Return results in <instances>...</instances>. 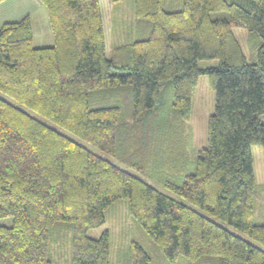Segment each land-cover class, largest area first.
<instances>
[{
    "label": "trees",
    "instance_id": "1",
    "mask_svg": "<svg viewBox=\"0 0 264 264\" xmlns=\"http://www.w3.org/2000/svg\"><path fill=\"white\" fill-rule=\"evenodd\" d=\"M39 1L51 46L32 45L27 16L0 26V92L15 102L0 96V218H12L0 225V264H54L50 243L68 232L70 264H109L108 231L97 238L87 231L119 198L170 263L182 256L191 264H264V249L189 205L264 246V223L252 222L250 152L264 148V0H183L177 10L133 0L134 15L150 26L110 57L99 0ZM233 26L259 37L255 61L247 62ZM202 74L215 108L207 145L193 158L182 130ZM123 261L151 259L130 241Z\"/></svg>",
    "mask_w": 264,
    "mask_h": 264
},
{
    "label": "rangeland",
    "instance_id": "2",
    "mask_svg": "<svg viewBox=\"0 0 264 264\" xmlns=\"http://www.w3.org/2000/svg\"><path fill=\"white\" fill-rule=\"evenodd\" d=\"M182 1L183 0H163V7L169 10H177L181 7ZM99 4L105 36V55L107 57L112 55L113 48L116 45L142 37L141 34L147 31V24L150 26V21L148 19L136 17L134 15L133 0H99ZM226 15V12L212 13V17ZM25 16L29 18L32 27V45L34 47L51 46L53 44V37L49 26L47 9L39 0L0 1V26L4 22H9V20L17 21ZM231 30L240 43L247 62L250 63L255 61V52L259 37L250 33L244 27L233 26ZM208 63L216 64L217 60H209ZM0 96L15 103L2 92H0ZM22 108L40 121L54 127L88 148L93 153L110 160L112 159L96 146L62 129L43 116L36 114L34 111L26 107ZM214 108L215 92L209 84V78L205 74L199 75L191 92L190 117L189 120L184 123L182 130L184 139L183 145L187 150L192 149L190 153L193 158L196 156L198 150L207 145V121L209 116L213 113ZM250 152L255 180L252 222L264 223V148L259 145H251ZM114 162L131 173L138 174L136 170H133L128 165L118 161ZM149 182L160 191L185 202L183 198L177 196L173 191L166 188L161 183L154 180H149ZM189 205L218 224L225 226L230 231L248 240L250 243L264 249V246L242 233L236 227L214 217L206 210L196 205ZM11 221V217H1L0 225H10ZM104 230H107L109 234V264H125L123 261V253L125 255L130 241L139 243L147 251L151 259L150 264H191L182 256H179L175 263L167 261L150 235L132 216L129 210V202L126 198H119L111 203L105 209V222L99 227L89 229L87 234L90 237L97 238ZM50 248V258L54 261V264L71 263L70 232L65 233V236H61L58 241H52L50 243Z\"/></svg>",
    "mask_w": 264,
    "mask_h": 264
},
{
    "label": "crops",
    "instance_id": "3",
    "mask_svg": "<svg viewBox=\"0 0 264 264\" xmlns=\"http://www.w3.org/2000/svg\"><path fill=\"white\" fill-rule=\"evenodd\" d=\"M9 21H12V20H9Z\"/></svg>",
    "mask_w": 264,
    "mask_h": 264
}]
</instances>
